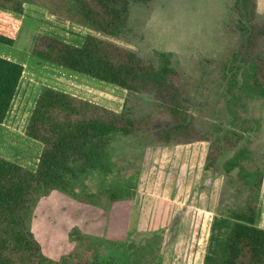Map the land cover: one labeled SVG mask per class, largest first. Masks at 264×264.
Here are the masks:
<instances>
[{"label": "trees", "instance_id": "1", "mask_svg": "<svg viewBox=\"0 0 264 264\" xmlns=\"http://www.w3.org/2000/svg\"><path fill=\"white\" fill-rule=\"evenodd\" d=\"M147 1L0 0V8L21 14L25 3L40 5L60 19L119 39L130 3ZM235 5L240 44L234 62L242 75L237 77L230 68L220 83L221 108L208 117L209 123L219 119L220 126L209 134L197 126L191 102L169 64L146 63L133 50L92 34L80 44L36 35L30 50L33 56L128 92H148L155 106L133 118L124 110L41 87L25 127V134L42 145L36 167L0 155V264H161L162 229L146 232L137 242L134 229L122 236L86 235L74 228L71 237L81 256L73 252L58 260L43 253L30 229L32 207L54 190L81 201L95 202L101 196L110 204L131 199L138 169L127 172V159L118 163L115 143L133 134H147L161 143L209 141L204 169L224 178L226 188L219 204L225 205L229 196L233 203L228 213L219 212L230 219L224 257L205 254L202 264H264V228L256 223L264 149L251 157L245 149L237 150L242 140L259 130L260 120L250 107L255 99H264V21H256L254 0H236ZM14 41L0 33V43L11 46ZM23 71L20 62L0 56V123Z\"/></svg>", "mask_w": 264, "mask_h": 264}, {"label": "rangeland", "instance_id": "2", "mask_svg": "<svg viewBox=\"0 0 264 264\" xmlns=\"http://www.w3.org/2000/svg\"><path fill=\"white\" fill-rule=\"evenodd\" d=\"M235 1L131 2L119 39L60 19L43 6L34 4L38 9H30L32 4L25 5L24 23L30 27L19 25L14 30V44L0 48V54L24 66L11 106L0 123V155L30 169L36 167L42 145L25 134V127L43 86L115 111L124 110L133 118L144 116L155 106L148 92H128L33 56L30 50L39 33L73 44L92 34L133 50L146 63L169 64L191 102L197 126L209 134L220 126L219 119L208 122L212 111L218 114L221 108L220 83L225 82L230 68L237 77L242 75L234 62L240 44ZM254 8L256 21H264V0H254ZM250 111L260 121L259 130L251 132L253 135L237 148L245 149L247 157L256 150L263 153L264 99L252 101ZM240 132L247 133L245 129ZM209 144L205 140L161 143L147 134L119 139L115 143L118 163L127 159V172L138 169L135 195L111 204L103 196L95 202L81 201L56 190L41 197L32 207L29 224L43 253L55 260L73 252L80 257L77 241L71 237L74 228L86 235L122 236L134 229L137 242L146 232L162 229L161 264H202L205 254L224 257L230 219L219 212L228 213L233 197L229 196L225 205L219 204L226 187L222 174L204 169ZM257 219L264 225V168Z\"/></svg>", "mask_w": 264, "mask_h": 264}, {"label": "crops", "instance_id": "3", "mask_svg": "<svg viewBox=\"0 0 264 264\" xmlns=\"http://www.w3.org/2000/svg\"><path fill=\"white\" fill-rule=\"evenodd\" d=\"M27 4H31V3H25L24 4V10H23V12L21 14L0 8V21L1 22L5 21L4 23L0 22V33L1 34H4V35L9 36L11 38H14L15 37L14 36V30L16 28H18L19 25H22L21 27H24V26L30 27V25H26L24 23V17H26L25 14H24L25 13V5H27ZM33 5L34 4H32V6H29V7H33V8H30V9H34L35 8ZM35 9H38V8H35ZM2 26H4L3 29H2ZM15 39H16V37L14 38V40ZM7 47H8V45L0 43L1 50H3V48H7ZM0 56L6 57V56H4L2 54H0ZM8 59H11V58H8ZM11 60H14V59H11ZM14 61H16V60H14ZM257 218H258V213H257V217H256V223H257V225H259V226L264 228V225H260L258 223V219ZM226 241H227V239H226Z\"/></svg>", "mask_w": 264, "mask_h": 264}]
</instances>
